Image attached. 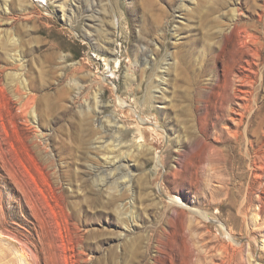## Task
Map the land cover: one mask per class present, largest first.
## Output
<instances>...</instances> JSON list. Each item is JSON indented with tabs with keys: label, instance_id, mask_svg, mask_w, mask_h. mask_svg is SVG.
<instances>
[{
	"label": "rangeland",
	"instance_id": "obj_1",
	"mask_svg": "<svg viewBox=\"0 0 264 264\" xmlns=\"http://www.w3.org/2000/svg\"><path fill=\"white\" fill-rule=\"evenodd\" d=\"M246 127L264 0H0V264H264Z\"/></svg>",
	"mask_w": 264,
	"mask_h": 264
},
{
	"label": "bare ground",
	"instance_id": "obj_2",
	"mask_svg": "<svg viewBox=\"0 0 264 264\" xmlns=\"http://www.w3.org/2000/svg\"><path fill=\"white\" fill-rule=\"evenodd\" d=\"M38 1L43 2L44 0H38ZM235 30L237 32H243V33L246 32L245 29L241 28L239 25L234 23L231 26V28H230L228 33H231V32H233ZM247 39H249V38L247 37ZM226 46H227V42H226V40L223 39L221 44H220V46H219V48L222 49L224 47L226 49ZM115 60H116V62H118V59H115ZM254 61H255L256 65L261 64V60H254ZM248 64L250 65V62H248ZM219 76L217 77V80L220 82ZM242 82L244 84H246L248 82V77L247 76L243 77L242 78ZM224 83L227 84V80H224ZM242 102H243V99H242ZM241 105H242V107H241ZM241 105H240V108L243 110V112H241V114H240V120L238 121V125L239 126H242V123L244 122V119L247 116V110L250 109L249 106L247 104H245L244 102L241 103ZM247 117H249V116H247ZM249 118H251V117H249ZM240 135H241L240 132L237 131L233 137H235L236 140L239 142L240 150L244 153V156L248 159L247 162H250V164H248V166H249L252 174L255 175L256 177H261L262 175H259V173H264V154L262 152H254V148L256 146L262 145V141L260 139L257 140L256 142L252 141L249 138V129H248V127L245 128V138H244L243 142L241 141V136ZM243 161H244V163H247V162H245V160H243ZM159 165H160V161L158 159V166ZM175 206H179L182 210L180 212H172L170 214V218L168 217V221L170 223V226L177 224L179 221L181 222V225H182L185 222V221L183 222L182 217L183 216L185 217L186 211L190 212L192 210L191 207L186 206V204L182 203L180 200H171V208L174 209ZM193 212L196 215H203L202 212L199 211V210H196V211H193ZM163 234H166V230L162 231V235ZM229 238L231 240L232 236L229 235ZM190 241H193V240H190ZM216 249L210 250L211 251V256L210 257H211V261H212L211 264H217V262H215V260H214L215 258L213 257L214 256L213 252L216 253V251H215ZM187 250L188 251L186 252V254L184 256V264H205V261L208 259V257L206 256L207 253L204 254V256H202L203 251L201 252V250H196L195 248H192V247H189V246L187 247Z\"/></svg>",
	"mask_w": 264,
	"mask_h": 264
}]
</instances>
